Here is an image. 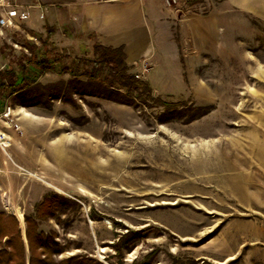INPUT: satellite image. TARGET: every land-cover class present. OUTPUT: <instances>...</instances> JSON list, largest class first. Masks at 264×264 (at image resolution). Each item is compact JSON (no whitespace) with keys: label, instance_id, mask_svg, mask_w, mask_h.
<instances>
[{"label":"rangeland","instance_id":"rangeland-1","mask_svg":"<svg viewBox=\"0 0 264 264\" xmlns=\"http://www.w3.org/2000/svg\"><path fill=\"white\" fill-rule=\"evenodd\" d=\"M204 1L173 6L196 18L173 24L178 48L130 71L169 113L139 90L136 106L66 95L92 44L0 36V213L55 235L57 264H264V19Z\"/></svg>","mask_w":264,"mask_h":264},{"label":"crops","instance_id":"crops-1","mask_svg":"<svg viewBox=\"0 0 264 264\" xmlns=\"http://www.w3.org/2000/svg\"><path fill=\"white\" fill-rule=\"evenodd\" d=\"M26 6L29 20L20 30L36 38L51 30L77 46L100 44L123 47L130 71H141V62H154L161 52L178 48L173 37L176 21H194V16L168 5L166 0H9ZM188 0H178V5ZM238 8L264 19V0H205L208 5ZM23 29V30H21ZM6 32V30H5Z\"/></svg>","mask_w":264,"mask_h":264},{"label":"trees","instance_id":"trees-1","mask_svg":"<svg viewBox=\"0 0 264 264\" xmlns=\"http://www.w3.org/2000/svg\"><path fill=\"white\" fill-rule=\"evenodd\" d=\"M204 0H188L189 4L201 3ZM50 30L47 39L52 35ZM47 46L46 41L42 42V47ZM26 48L31 52L35 51L37 47L35 45L26 44ZM95 59L87 62V65L82 68V72L79 74L77 71L72 72L76 78L74 81L66 83V95L72 94L85 95V92L98 94L99 97L108 99L120 104L136 106V97L134 93L139 90L141 95L145 98L164 103L169 106L167 113L172 109V104L162 102L161 99L154 98L152 96V89L150 85L140 80L130 73V66L126 62V54L123 47H110L100 44L93 45ZM47 54V53H46ZM32 60V59H31ZM30 62L37 68H41L42 63L34 61ZM106 72V75H104ZM83 77L86 82H80L76 79ZM25 73L21 70V76L17 72L10 73L9 87L15 86L18 82L23 84L25 81ZM35 79L32 83H35ZM28 87L27 84L24 85ZM52 87H57L52 86ZM123 88L126 90L123 91ZM47 89V88H46ZM49 89V88H48ZM48 89L38 96L37 92L32 95L41 100L47 101L50 93ZM49 93V94H48ZM174 108V107H173ZM61 200L55 196L53 198L46 197L39 207H37L38 218L45 219L48 216H55L58 207L56 203ZM26 238L29 246V264H57L54 259L55 254H61L66 250L65 247L60 246L56 242V236L51 234H45L38 229V223L32 217H26ZM134 237L124 240L125 243L133 240ZM122 242V243H124ZM149 257V256H148ZM76 258H70L67 262L74 261ZM0 264H27L25 245L23 243L21 230L18 223L13 216H7L3 212L0 213ZM60 264H66L61 262Z\"/></svg>","mask_w":264,"mask_h":264},{"label":"built area","instance_id":"built-area-1","mask_svg":"<svg viewBox=\"0 0 264 264\" xmlns=\"http://www.w3.org/2000/svg\"><path fill=\"white\" fill-rule=\"evenodd\" d=\"M168 5L175 6L178 0H166ZM30 16L26 6L9 0H0V36L5 37L6 29H18ZM138 78L139 76L136 75Z\"/></svg>","mask_w":264,"mask_h":264},{"label":"bare ground","instance_id":"bare-ground-1","mask_svg":"<svg viewBox=\"0 0 264 264\" xmlns=\"http://www.w3.org/2000/svg\"><path fill=\"white\" fill-rule=\"evenodd\" d=\"M3 140V138H1V135H0V142ZM7 144H9L8 142H7ZM71 162H72V160H71ZM68 166V165H67ZM20 219H21V222L23 221V218H22V216L20 215Z\"/></svg>","mask_w":264,"mask_h":264},{"label":"water","instance_id":"water-1","mask_svg":"<svg viewBox=\"0 0 264 264\" xmlns=\"http://www.w3.org/2000/svg\"><path fill=\"white\" fill-rule=\"evenodd\" d=\"M22 234H23V239H25V241H27V240H26V234H25V230L23 231V233H22Z\"/></svg>","mask_w":264,"mask_h":264}]
</instances>
